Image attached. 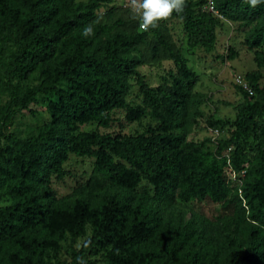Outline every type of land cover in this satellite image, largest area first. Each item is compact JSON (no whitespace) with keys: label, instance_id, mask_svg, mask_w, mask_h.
Here are the masks:
<instances>
[{"label":"trees","instance_id":"16d2710c","mask_svg":"<svg viewBox=\"0 0 264 264\" xmlns=\"http://www.w3.org/2000/svg\"><path fill=\"white\" fill-rule=\"evenodd\" d=\"M110 2L0 0V264H57L51 257L64 241L67 264H96L88 258L98 255L102 264H264L260 73L246 75L251 94L235 86L242 101L233 106V120L209 124L231 126L226 139L211 147L208 139L188 142L195 75L180 56L168 52L178 78L153 88L138 71L142 34L117 29L116 21L92 24L94 34L82 35L93 12ZM202 2L186 0L183 13L169 19L180 22L188 47L209 51L221 22L200 10ZM214 7L248 48L264 44V3L251 8L243 0H214ZM148 32L166 46L157 27ZM253 56L264 69V54L254 50ZM130 80L142 106L126 102ZM38 98L45 122L23 136L10 132L13 112L34 114L30 106ZM113 109L131 122L146 112L156 125L132 135L80 130L91 123L107 128ZM69 154L93 162L85 198L66 204L52 195L49 178L62 175ZM142 182L149 192H136ZM192 199H208L229 213L204 232L146 206L170 208Z\"/></svg>","mask_w":264,"mask_h":264},{"label":"rangeland","instance_id":"374dc122","mask_svg":"<svg viewBox=\"0 0 264 264\" xmlns=\"http://www.w3.org/2000/svg\"><path fill=\"white\" fill-rule=\"evenodd\" d=\"M84 3L86 0H74ZM118 22L117 29L127 33H140L143 35V42L136 46V55L141 59L142 64L138 71L145 77L150 87H169L178 78L177 66L172 62L170 54H176L183 60L185 66L195 75V84L191 90L192 104L189 115L192 120L185 131L186 141L197 144L206 142L211 147L210 138L212 130L217 126H210L212 122L232 121L234 118L233 106L242 101V97L236 85L234 77L239 75L246 79V75L258 71L260 78L258 85L264 88V69H257L254 62V50L264 54V44L257 48H248L244 44L243 34L236 29V25L228 20L221 22L215 29V43L211 50L206 51L200 46L188 47L186 37L181 29L180 22L176 19L162 20L157 30L162 36L166 46L158 45L155 38L149 32H141L134 13L128 7V0H112L93 12L88 24L110 25ZM153 47L155 50L153 51ZM169 50V51H168ZM34 79L30 82L34 83ZM131 88L126 97V102L131 106H142L141 95L137 91L133 80H130ZM34 114L25 110L13 112L12 123L9 131L17 136L25 135L45 122L44 99L38 98L35 105L30 106ZM110 123L107 128L96 124H87L80 127L81 131H97L110 135H132L142 132L146 127H154L155 121L145 114L138 121H126L124 111L111 110L108 112ZM232 131L231 126L218 129L215 140H223ZM91 158L76 157L69 154L67 160L62 164V175L49 178V188L52 195L66 204H70L78 198H85L87 182L92 170ZM225 177L230 182L233 180L231 174L225 170ZM136 189L137 193L143 190L149 192V187L144 185ZM109 194L119 195L117 189H106ZM146 206L158 209L159 213L167 220L183 225L186 221L193 223V227L208 232L218 221L224 219L229 209L220 204H214L210 200L192 199L185 203L176 202L172 207L165 208L155 206L146 202ZM88 236V229L85 236ZM77 240L74 247L77 249L84 239ZM58 253L51 257L52 262L67 264L69 262L67 242H61ZM89 261L102 264V258L98 255L89 257Z\"/></svg>","mask_w":264,"mask_h":264},{"label":"clouds","instance_id":"9594fccd","mask_svg":"<svg viewBox=\"0 0 264 264\" xmlns=\"http://www.w3.org/2000/svg\"><path fill=\"white\" fill-rule=\"evenodd\" d=\"M249 7L255 8L264 0H243ZM186 6V0H128V7L134 13V18L138 21L141 32H148L155 29L159 22L168 20L173 13L180 15ZM94 34L91 25H86L82 35L90 37Z\"/></svg>","mask_w":264,"mask_h":264},{"label":"built area","instance_id":"2783aa9c","mask_svg":"<svg viewBox=\"0 0 264 264\" xmlns=\"http://www.w3.org/2000/svg\"><path fill=\"white\" fill-rule=\"evenodd\" d=\"M200 10L205 14L211 16L218 22H223L225 20V18L214 7V0H203L202 5L200 6ZM233 81L234 84L240 87L244 92L251 94V89L243 77L236 75ZM217 133V129L212 130V137L210 138V142L214 145L216 144L215 138L217 137ZM228 151H230V148H227L226 152ZM223 156L226 158L224 170H226L233 177V172L231 171L228 163V156L226 153Z\"/></svg>","mask_w":264,"mask_h":264}]
</instances>
